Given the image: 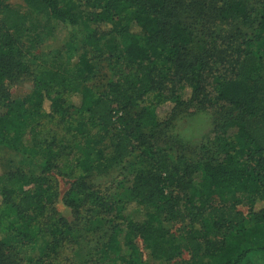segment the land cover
I'll list each match as a JSON object with an SVG mask.
<instances>
[{
    "label": "trees",
    "instance_id": "1",
    "mask_svg": "<svg viewBox=\"0 0 264 264\" xmlns=\"http://www.w3.org/2000/svg\"><path fill=\"white\" fill-rule=\"evenodd\" d=\"M9 1L0 0V147L37 165L43 177L18 171L0 190V264H15L8 258L11 241L40 254L25 264H53L68 239L77 241L61 220L41 224L52 200L45 176L64 159L67 173L83 180L107 175L135 152L140 163L128 201L101 208L104 219L96 223L106 221L111 232L90 264H141L136 239L152 260L170 263L181 245L163 241L177 220L189 222L182 239L186 264H255L254 255L264 264V0H22L33 14L71 29L102 28L83 35L75 71L42 64L46 71L24 101L11 99L4 84L34 74L21 46L29 39L32 48L40 36ZM92 54L109 56L123 74L103 93L86 86L97 75ZM74 81L84 86L76 103L67 97ZM51 85L64 91L54 95ZM190 108L192 116L213 119L195 164L159 145ZM48 119L59 132L39 139ZM76 185L73 193L86 194L85 182ZM88 194L102 201L97 192ZM234 196L259 203L258 211L244 216L226 202Z\"/></svg>",
    "mask_w": 264,
    "mask_h": 264
},
{
    "label": "rangeland",
    "instance_id": "2",
    "mask_svg": "<svg viewBox=\"0 0 264 264\" xmlns=\"http://www.w3.org/2000/svg\"><path fill=\"white\" fill-rule=\"evenodd\" d=\"M74 2L76 4V0ZM8 4L14 10L26 15L30 22L29 25L36 26L37 34L40 36L38 41L34 38L32 48L29 39L25 40L21 46L24 61L32 66L34 74L31 77L21 76L4 84V90L11 99L24 101L28 100L33 94L35 77L44 69L46 64L50 65L54 62H59L67 65L71 71H75L79 58L84 51L83 35L91 31L100 33L102 28L98 26L97 28L95 25H91L89 29L81 26L80 30L77 31L64 24L52 21L45 15L33 14L22 0H10ZM235 25L243 34H250L251 31L248 26H242L237 21ZM35 35V32L31 33V37ZM90 60L95 66L97 75L86 86L91 87L97 93L105 92L113 80H119L123 75L121 72L116 73L112 69L109 56L92 54L90 55ZM43 82L49 84L50 81L47 76L43 77ZM83 88V84L77 81L72 82L67 87L68 101L76 103L77 94ZM48 89L54 95L64 91V89L56 88L52 85ZM141 109V107H138L136 112H140ZM44 110L46 112L51 110L49 102L46 103ZM195 112L196 109L193 108L183 112L175 127L165 131L167 134H163L159 142L162 148L171 150L170 154L172 156H180L190 164H195L200 158L199 146L201 143H205L206 137L210 134L213 127V119L210 114L202 115L198 113L192 116ZM51 122V119L45 121L39 139H44L49 132H59V128L53 129L57 125L53 126ZM137 154L135 152L129 159L116 165L104 176H97L96 173H92L81 180V178H78L79 172H73V174L69 175L67 173L69 171L66 169L70 161L68 158L60 163L59 169L45 176L49 182L52 200L47 207L41 224H43L44 228H49L53 223L61 220L65 223V230H68L77 239L76 242L69 239L65 242L53 264H83L84 262L90 264V260L98 256L97 251L104 242L103 238L107 237L111 232L109 223H106V221H104L106 225L96 223L98 220L104 219L102 215L103 209L101 208H104L105 204H110L114 200L128 201V190L135 172L139 169L140 161L137 159ZM18 171L32 178L43 177L37 165L26 162L22 155L13 150L0 147V190L5 187L9 177ZM82 182H85L88 190L86 194L78 196L77 190L76 193H73L72 188L75 184L78 185ZM90 192L99 194L97 196L102 199L99 202L102 205L95 203L92 198L88 197ZM72 198L73 203H71ZM226 202L230 205H235L237 210L247 217L250 213L258 211L259 203L256 206H251L248 200L242 196H234L226 200ZM131 214L136 217L141 215L136 210H133ZM98 215L101 219H97ZM188 224L187 220L185 222L177 220L168 224L169 236L164 239L163 243L165 245H181V249L176 254L175 259L170 263H166L164 260H152L148 255L146 244L142 240L136 239L135 244L139 250V261L141 264H186L189 262L190 256L184 251L182 243L183 237L189 230ZM49 238V235L45 234L40 245L44 246ZM9 245L11 247L10 253H7L8 258L11 261H15V264H25L31 258H36L40 255L38 252H33L30 246L22 241H11ZM124 252H127V250L124 249ZM253 261L255 264H262V259L259 255H254Z\"/></svg>",
    "mask_w": 264,
    "mask_h": 264
}]
</instances>
